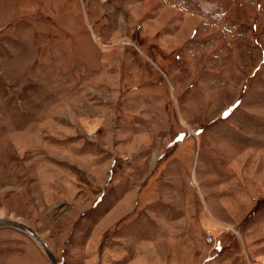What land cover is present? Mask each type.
<instances>
[{
	"label": "rangeland",
	"instance_id": "374dc122",
	"mask_svg": "<svg viewBox=\"0 0 264 264\" xmlns=\"http://www.w3.org/2000/svg\"><path fill=\"white\" fill-rule=\"evenodd\" d=\"M62 264H264V0H0V218ZM0 264H52L0 228Z\"/></svg>",
	"mask_w": 264,
	"mask_h": 264
},
{
	"label": "water",
	"instance_id": "95a60500",
	"mask_svg": "<svg viewBox=\"0 0 264 264\" xmlns=\"http://www.w3.org/2000/svg\"><path fill=\"white\" fill-rule=\"evenodd\" d=\"M4 226H13L30 234L39 243L52 264H62L56 251L52 248L47 239L35 227L18 219L1 217L0 228Z\"/></svg>",
	"mask_w": 264,
	"mask_h": 264
},
{
	"label": "bare ground",
	"instance_id": "6f19581e",
	"mask_svg": "<svg viewBox=\"0 0 264 264\" xmlns=\"http://www.w3.org/2000/svg\"><path fill=\"white\" fill-rule=\"evenodd\" d=\"M1 228H3V227H1Z\"/></svg>",
	"mask_w": 264,
	"mask_h": 264
}]
</instances>
